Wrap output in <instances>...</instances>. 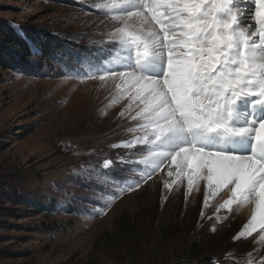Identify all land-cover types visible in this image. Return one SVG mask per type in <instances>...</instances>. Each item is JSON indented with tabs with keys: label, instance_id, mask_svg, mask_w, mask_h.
<instances>
[{
	"label": "rangeland",
	"instance_id": "374dc122",
	"mask_svg": "<svg viewBox=\"0 0 264 264\" xmlns=\"http://www.w3.org/2000/svg\"><path fill=\"white\" fill-rule=\"evenodd\" d=\"M103 2L110 0H0L1 25L47 31L74 49L67 63L37 60L35 75L0 67V264L192 263L179 233L156 235L148 217L155 211V224L162 216L193 224L192 236L199 227L218 234V250L226 249L208 264H264V246L253 252L264 230L234 239L250 218L247 204L223 215L230 192L205 206L204 188L189 189L184 175L166 188L162 167L139 163L148 145L122 146L144 135L131 118L141 106L128 109L119 81L74 75L115 43L108 34L119 24L97 7Z\"/></svg>",
	"mask_w": 264,
	"mask_h": 264
},
{
	"label": "snow or ice",
	"instance_id": "6c2138e0",
	"mask_svg": "<svg viewBox=\"0 0 264 264\" xmlns=\"http://www.w3.org/2000/svg\"><path fill=\"white\" fill-rule=\"evenodd\" d=\"M254 3V13L252 0L100 3L119 24L108 34L115 43L106 59L74 74L119 81L128 109L141 106L131 118L142 121L144 135L122 145L149 146L139 163L154 172L170 159L168 176L174 166L189 189L205 180V206L225 190L220 208L253 205L234 239L264 230V0Z\"/></svg>",
	"mask_w": 264,
	"mask_h": 264
},
{
	"label": "trees",
	"instance_id": "16d2710c",
	"mask_svg": "<svg viewBox=\"0 0 264 264\" xmlns=\"http://www.w3.org/2000/svg\"><path fill=\"white\" fill-rule=\"evenodd\" d=\"M68 44L67 40L47 31L23 27L18 32L11 26L0 24V67L8 70L20 68L29 75H35L38 71L35 67L37 60L54 63H67L66 60H71L69 54L73 53L74 49L68 47ZM78 63H80L79 60ZM35 207L41 212L48 209L43 204L35 205ZM157 214L155 211L151 216L148 215L152 221V227L157 231L156 235L179 233L177 236L181 235L180 237L184 239L183 245L187 248L184 251L185 257L194 259L189 264H208L226 249L218 250L225 241L216 240L219 237L218 234L205 233L201 227L197 229L195 236H192L193 224L187 225L185 222L174 219V225H169L165 223L162 216L155 224ZM171 237L173 236L171 235ZM212 240L213 243H211ZM210 243L211 245H209Z\"/></svg>",
	"mask_w": 264,
	"mask_h": 264
},
{
	"label": "bare ground",
	"instance_id": "6f19581e",
	"mask_svg": "<svg viewBox=\"0 0 264 264\" xmlns=\"http://www.w3.org/2000/svg\"><path fill=\"white\" fill-rule=\"evenodd\" d=\"M171 165V161L170 162H165V164L162 166V179H163V182H164V184L167 182L168 184H170V182H172L174 179H176L177 178V176L175 175V172H176V170H175V168H174V166H172L171 167V171L173 172V175L171 176V177H169L168 176V171H169V166ZM184 178H185V181L187 182V178H186V176H184ZM193 188H196V187H198V188H200V187H202V188H204V199H205V192H206V181L205 180H203V179H201V180H199L198 182H194L193 183V186H192ZM228 191V190H227ZM230 194V193H229ZM218 195V194H217ZM216 195V196H217ZM215 196V197H216ZM215 197H211V196H209V200H208V203L209 202H211ZM207 203V204H208ZM252 210H253V205L251 204V203H249V204H247L246 205V207H245V209H244V212L245 213H247V212H249L250 213V218H251V213H252ZM221 211H223L224 213H223V215H226L227 214V212L226 211H224L223 209H221ZM221 215V214H220ZM249 218V219H250ZM249 221V220H248ZM248 223V222H247ZM246 223V224H247ZM243 229V228H242ZM258 230V229H257ZM255 233V232H254ZM262 236H264V232L263 233H260L259 234V236L257 237V239H256V243H255V249H254V255H257V254H259L260 253V251H261V249L263 248V246H264V240H262L261 239V237Z\"/></svg>",
	"mask_w": 264,
	"mask_h": 264
}]
</instances>
